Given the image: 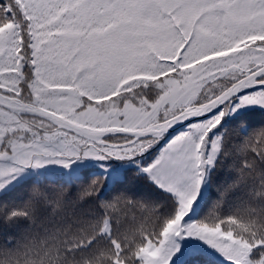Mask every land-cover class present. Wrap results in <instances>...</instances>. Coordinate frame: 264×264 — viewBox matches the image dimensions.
Returning a JSON list of instances; mask_svg holds the SVG:
<instances>
[{"label":"snow or ice","instance_id":"snow-or-ice-1","mask_svg":"<svg viewBox=\"0 0 264 264\" xmlns=\"http://www.w3.org/2000/svg\"><path fill=\"white\" fill-rule=\"evenodd\" d=\"M252 108L264 111V0H0V264H180L189 243L264 264ZM84 161L138 171L10 187ZM140 178L170 212L137 194Z\"/></svg>","mask_w":264,"mask_h":264},{"label":"trees","instance_id":"trees-1","mask_svg":"<svg viewBox=\"0 0 264 264\" xmlns=\"http://www.w3.org/2000/svg\"><path fill=\"white\" fill-rule=\"evenodd\" d=\"M241 117L249 121L253 126L264 122V111L261 110H246L245 112H241ZM229 121L235 119V116L229 117ZM184 131V130H183ZM164 143L160 142L159 144ZM98 162H94V164L90 165V167L81 168L79 171L71 174H61V173H51L48 171H33L29 174L27 178L22 179L19 183L13 185L11 188L14 189L15 192L21 191L24 187L31 185L32 183H46V184H58L63 182H75L78 178H81L85 171L93 172L97 175H106L107 180L106 184L111 185L113 183L119 184L122 182V179L131 176L133 173L138 171V168L135 166H129L119 169V167L108 170L106 166H112L114 164H118L116 162L112 163H104V167L98 166ZM105 169L107 171H105ZM134 190L141 197L153 201L159 204H163L164 206L160 209L161 213H168L171 211V208L168 204L169 197L156 189L153 185L149 184L145 179L140 178L136 181L134 185ZM207 211V208L204 207V212ZM202 214L198 210V216ZM180 264H217L209 259H203L199 256V254H193L184 259V261L180 262Z\"/></svg>","mask_w":264,"mask_h":264},{"label":"rangeland","instance_id":"rangeland-1","mask_svg":"<svg viewBox=\"0 0 264 264\" xmlns=\"http://www.w3.org/2000/svg\"><path fill=\"white\" fill-rule=\"evenodd\" d=\"M247 110H258V109L252 108V109H247ZM245 111L246 110H243L242 112H245ZM233 116H235V115H233ZM157 151H155V147H154L148 153H146L144 156L137 158L140 165L146 166L148 163H150ZM94 162H96V161L79 162L77 165H74L72 168L67 169V170L62 169L56 165H48V166L41 168V169H27L19 177H17L15 181H13V184L10 187L19 183L20 181H22V179L29 177L28 175L31 174L33 171L40 170V171H48L51 173L71 174V173H75V172L79 171L81 168L90 167V165L94 164ZM112 162L119 163V165L118 164H114L112 166L108 165V166H106V168L108 170H112V169H115L117 167H119V169H121L124 167L136 165L132 162H124V161H111V162H104V163H112ZM98 163H100V162H98ZM182 249H183L184 255L181 257L180 262L184 261V259L186 257L197 253L203 259H206V260L209 259V260H211L217 264H222V260L218 255L211 253V251L208 250L206 248V246L200 245L199 243H189L187 245H182Z\"/></svg>","mask_w":264,"mask_h":264},{"label":"water","instance_id":"water-1","mask_svg":"<svg viewBox=\"0 0 264 264\" xmlns=\"http://www.w3.org/2000/svg\"><path fill=\"white\" fill-rule=\"evenodd\" d=\"M182 127H185V126H181V125L174 126V129H170L169 132L172 133L174 131L179 130V128H182ZM166 136H168V134H166Z\"/></svg>","mask_w":264,"mask_h":264},{"label":"bare ground","instance_id":"bare-ground-1","mask_svg":"<svg viewBox=\"0 0 264 264\" xmlns=\"http://www.w3.org/2000/svg\"><path fill=\"white\" fill-rule=\"evenodd\" d=\"M25 179V178H24Z\"/></svg>","mask_w":264,"mask_h":264}]
</instances>
